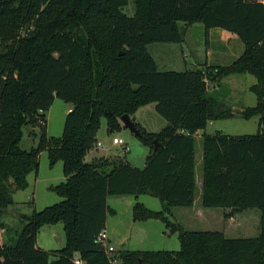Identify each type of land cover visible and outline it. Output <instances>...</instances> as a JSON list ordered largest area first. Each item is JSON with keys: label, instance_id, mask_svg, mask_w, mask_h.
<instances>
[{"label": "trees", "instance_id": "trees-1", "mask_svg": "<svg viewBox=\"0 0 264 264\" xmlns=\"http://www.w3.org/2000/svg\"><path fill=\"white\" fill-rule=\"evenodd\" d=\"M129 1L0 0V213L14 202L16 190L28 187L43 151L51 166L63 161L66 177L51 186L63 200L22 215L20 231L0 219L7 236L0 242V264H75L77 253L84 264L117 259L120 264H264V0H132L133 16L123 11ZM180 22L236 33L244 52L230 65L160 70L148 45L184 41ZM241 73L258 80L251 86L257 104L241 115L260 114L259 130L203 134L202 204L258 207L261 233L232 238L221 231L186 230L170 215L173 207L195 202V133L210 120L235 115L207 80L219 83ZM56 97L72 104L61 136L49 135L46 127ZM150 103L167 125L148 132L132 118L142 134L138 138L151 148L144 167L124 157L86 160L103 117L111 132L121 130L122 115L132 117ZM25 125L40 127L39 143L31 150L20 146ZM154 139L160 142L156 152ZM127 194L162 201L159 211L136 202L133 218L159 219L178 231L179 250L122 249L110 256L99 240L114 212L107 200ZM59 222L65 245L52 251L38 247L39 230Z\"/></svg>", "mask_w": 264, "mask_h": 264}, {"label": "rangeland", "instance_id": "rangeland-1", "mask_svg": "<svg viewBox=\"0 0 264 264\" xmlns=\"http://www.w3.org/2000/svg\"><path fill=\"white\" fill-rule=\"evenodd\" d=\"M123 11L133 16L136 12L134 1L130 0L123 7ZM179 25L184 33V41L180 43L154 42L148 45L147 49L157 61L160 70L185 71L191 68L206 70L207 67L214 64H230L244 51V43L240 37L224 28L214 27L206 30L201 22L193 24L180 22ZM239 76L243 75L235 74L226 77L224 82L227 83V81L232 80L229 78H238ZM215 86L216 83L208 81V87L211 92L215 90ZM225 102L227 103L226 100ZM67 105L66 101L56 97L50 109L47 110L45 118L49 135H62L67 115L65 113ZM155 105V103H150L142 106L132 116L135 122L148 132H159L167 125V120L156 111ZM238 112L233 117L210 122L207 128L201 131L200 135H195V171L198 180L196 203L193 207H173L170 215V219L176 225L182 226L186 230L221 231L227 237L232 238L256 237L261 233L262 211L258 207L238 208L229 206L210 208L204 207L202 204V134L204 131L211 134L216 131H223L231 135H245L254 134L259 130L257 117L248 119L243 117L241 112ZM43 121L40 119V124ZM122 125L121 130L111 132L107 119L105 117L102 118L97 142L103 143L104 148L96 151V142L93 148L95 151L88 153V160L94 155L114 153V155L109 157L110 159L121 158L122 156L136 167H144L146 156L150 153L151 148L142 143L138 136L126 128L123 123ZM22 133L20 143L22 149L31 150L38 145L40 138L39 126L25 125ZM115 137L123 138L130 150L124 151L122 145L114 144L113 138ZM108 148L110 150L106 151ZM28 180L29 187L16 190L13 194L14 202L0 213V219L17 231H20L24 226L22 215H30L34 210H42L63 200V197L50 188L51 185H57L65 180L63 161H58L56 165L51 166L48 152L43 151L39 157L38 171H33L29 175ZM136 202H141L155 211L163 209L162 201L150 194L113 195L109 204L114 209V212L109 213L107 220V227L112 236L111 243L115 248L114 251L109 253L110 256H115L122 249L179 250L181 248L179 232L171 229L172 227H166L159 219L134 221L133 206ZM59 224L63 225L61 222ZM59 235L62 242L65 239L64 229ZM49 236L48 232L41 231L39 239H47L50 238ZM120 237L124 239L122 242L117 239ZM6 240V232L4 230L0 231V242H5ZM58 241L56 244H58ZM61 244L63 245V243ZM114 263L120 264V259L115 260Z\"/></svg>", "mask_w": 264, "mask_h": 264}, {"label": "crops", "instance_id": "crops-1", "mask_svg": "<svg viewBox=\"0 0 264 264\" xmlns=\"http://www.w3.org/2000/svg\"><path fill=\"white\" fill-rule=\"evenodd\" d=\"M244 52V51H243ZM242 52V53H243ZM242 53L238 56L240 57L242 55ZM237 57V58H238ZM236 60V59H235ZM234 60V61H235ZM233 61V62H234ZM208 63V61H206ZM232 62V63H233ZM209 64V63H208ZM231 64V63H230ZM230 64H227V65H230ZM214 65H221V64H214ZM199 67V66H198ZM232 75H235V74H231L229 76H232ZM238 75H243V76H239L238 78H229V79H232V80H229L227 81V83L224 82L225 78L226 77H229V76H226L224 78L221 79V81L219 83H216V86H215V89H218L220 90L223 98L227 101V105L232 108L233 112L236 113L237 111L241 112L244 108L246 107H253L257 104V96L256 94L251 91V86L255 85L257 83V78L255 75L251 74V73H241V74H238ZM249 75H252V76H249ZM210 90V89H209ZM68 103V102H67ZM72 107V104L71 103H68V105L65 107V113H68L69 110L71 109ZM237 110V111H235ZM238 112V113H239ZM253 117H257L258 120H259V123H260V114L258 115H254ZM230 118V117H229ZM252 118V117H251ZM218 120V119H217ZM214 120H210L208 122V124L210 122H212ZM208 126V125H207ZM207 128V127H206ZM205 128V129H206ZM204 129V130H205ZM202 130H199L195 133V135H200ZM204 133H207L204 131ZM203 133V134H204ZM202 134V135H203ZM207 134H211V133H207ZM213 134V133H212ZM228 134V133H227ZM98 136V135H97ZM98 140V139H97ZM99 143L101 144V146L99 145ZM104 148V144L101 143V142H97V145H96V151L99 150V149H103ZM95 149L93 150H90V152H94ZM109 151L110 148L106 149V151ZM89 155V154H88ZM88 155L86 156V160L88 162L96 159V158H100V157H107L109 158L111 155H114L113 154H102V155H94L90 160H88ZM122 157V156H121ZM147 158V156H146ZM196 158V157H195ZM58 163V162H57ZM56 163V164H57ZM55 164V165H56ZM145 164H146V161H145ZM135 166V165H134ZM145 166V165H144ZM32 173V172H31ZM30 173V174H31ZM29 174V175H30ZM28 175V177H29ZM66 179V177H65ZM203 180V178L201 179ZM65 181V180H64ZM29 182V180H28ZM196 182L198 184V180H197V177H196ZM51 186H54V185H51ZM50 186V188H51ZM29 187V185H28ZM111 197L113 196H109L108 197V206L110 207V199ZM119 197H123V196H119ZM196 203V199H195V202L194 204ZM135 205V204H134ZM194 206V205H193ZM192 206V207H193ZM134 207V206H133ZM111 208V207H110ZM114 210V209H113ZM109 215V213H108ZM107 220H108V217H107ZM149 220H155V219H149ZM135 221V220H134ZM148 221V220H146ZM4 222V221H3ZM60 223V222H59ZM59 223H56V224H49V225H45L43 226L39 232H38V235H37V246L46 250V251H52V250H58V249H61L62 246H64L65 244V241L66 239H63V241L61 242V237L59 235V233L61 234V231L64 229V225H61ZM106 229L108 231V234H109V242L110 244L112 245L111 241H112V236L110 235L111 233H109V229L107 227V222H106ZM41 231H44V232H48L49 233V237L50 238H47V239H42L40 240V234H41ZM114 238V237H113ZM59 239V241H58ZM119 240V242H122L124 239L123 237H120V238H117ZM58 241V244H56V242ZM63 243V245L61 244ZM130 250H142V249H130ZM75 259H80V255L77 253L75 255Z\"/></svg>", "mask_w": 264, "mask_h": 264}, {"label": "built area", "instance_id": "built-area-1", "mask_svg": "<svg viewBox=\"0 0 264 264\" xmlns=\"http://www.w3.org/2000/svg\"><path fill=\"white\" fill-rule=\"evenodd\" d=\"M207 82H208V80H207ZM113 142H114V144L122 145L124 151H129L130 150V147L125 144V141H124L123 138L115 137V138H113ZM99 145L101 146L100 143H99ZM99 240L103 241L107 252H112V251L115 250L114 246L109 243V234H108V231H107L106 228H104L100 232ZM74 263L75 264H84L83 260H81V259H74Z\"/></svg>", "mask_w": 264, "mask_h": 264}, {"label": "water", "instance_id": "water-1", "mask_svg": "<svg viewBox=\"0 0 264 264\" xmlns=\"http://www.w3.org/2000/svg\"><path fill=\"white\" fill-rule=\"evenodd\" d=\"M120 120L124 124L126 128H128L132 133H134L137 136H142L139 128L136 126L134 120L129 114H124L120 117ZM152 143L155 145L153 152H156L158 147L160 146V142L157 139H154ZM140 262H142V259H139Z\"/></svg>", "mask_w": 264, "mask_h": 264}]
</instances>
